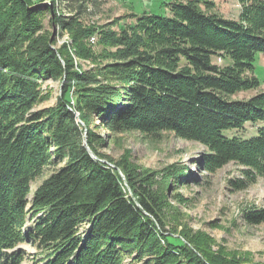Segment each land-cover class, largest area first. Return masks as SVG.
Segmentation results:
<instances>
[{
	"label": "trees",
	"instance_id": "trees-1",
	"mask_svg": "<svg viewBox=\"0 0 264 264\" xmlns=\"http://www.w3.org/2000/svg\"><path fill=\"white\" fill-rule=\"evenodd\" d=\"M43 1L0 0V264H19L25 239L47 250L42 264H122L126 255L138 264H242L213 250L205 234L177 222L164 229L171 213L151 176L128 152L116 160L101 152L105 139L89 122L100 118L110 137L172 132L207 146L219 165L237 162L264 176V91L231 99L259 85L245 74L264 54V0H239L237 20L217 13L214 0H175L165 3L169 16L144 13L119 32L82 27L99 0L36 6ZM46 13L91 67L74 71L65 47L50 48ZM94 33L104 49L96 53L86 41ZM39 78L64 82L55 106L34 110L44 99ZM250 125L256 134L248 138L222 133ZM49 162L62 164L37 186L35 219L22 236L30 181Z\"/></svg>",
	"mask_w": 264,
	"mask_h": 264
},
{
	"label": "rangeland",
	"instance_id": "rangeland-1",
	"mask_svg": "<svg viewBox=\"0 0 264 264\" xmlns=\"http://www.w3.org/2000/svg\"><path fill=\"white\" fill-rule=\"evenodd\" d=\"M99 1L100 5L88 8L89 13L80 20L83 28H105L119 32L121 28L132 25L138 17L149 11L156 15L169 16L165 3L175 0ZM45 3L49 4L50 1L44 0L36 6ZM214 3L216 12L222 17L234 20L239 18L242 9L239 0H214ZM51 15L45 14L41 31L48 37L50 48L57 50L65 47L73 60L74 71L91 67L92 61L77 55L70 35L50 21L53 18ZM99 36L97 33L90 34L86 40L95 53L104 50L98 42ZM109 48L112 51L119 47ZM212 60L221 66L230 62L227 56H222L221 59L213 56ZM253 66L252 75L246 73L245 76L257 78L258 87L241 90L232 95L231 99L244 101L264 91L263 53H256ZM63 82V79L39 78L37 83L44 99L39 100L33 109L41 110L55 106L57 99L61 97ZM69 110L72 111L70 108ZM74 114L83 125L78 114ZM105 127L97 116L89 122L90 130L105 139L106 146L100 149L101 152L115 160L124 151L128 152L129 160L138 166L142 173L151 176L152 189L163 197L167 204L166 212L171 213L166 214L169 217L164 229L169 230L172 222H177L181 226L205 234L211 240L212 249L219 250L227 257H234L242 264H264V176L250 173L251 170L247 166L237 162L230 161L219 165L214 162L212 151L207 146L179 138L172 132H162L160 139L150 140L136 131L110 137ZM245 128L244 132L231 129L222 133L228 137L238 135L244 138L256 134V126ZM61 164L54 165L49 162L43 172L30 181L23 208L25 217L20 231L22 236L35 219L29 210V204L37 186ZM17 248L22 252L19 264L44 262L47 250L36 247L34 242L25 239ZM122 264L138 263L126 255Z\"/></svg>",
	"mask_w": 264,
	"mask_h": 264
},
{
	"label": "water",
	"instance_id": "water-1",
	"mask_svg": "<svg viewBox=\"0 0 264 264\" xmlns=\"http://www.w3.org/2000/svg\"><path fill=\"white\" fill-rule=\"evenodd\" d=\"M84 144H85V147H86V149L88 150L89 154H90L93 158L97 159L96 155H95V154H94V153L88 148L85 139H84ZM97 160H98V159H97Z\"/></svg>",
	"mask_w": 264,
	"mask_h": 264
},
{
	"label": "crops",
	"instance_id": "crops-1",
	"mask_svg": "<svg viewBox=\"0 0 264 264\" xmlns=\"http://www.w3.org/2000/svg\"><path fill=\"white\" fill-rule=\"evenodd\" d=\"M148 13H150V11Z\"/></svg>",
	"mask_w": 264,
	"mask_h": 264
}]
</instances>
